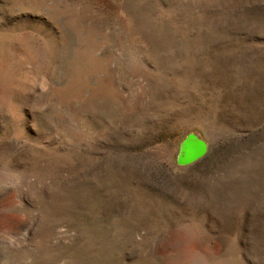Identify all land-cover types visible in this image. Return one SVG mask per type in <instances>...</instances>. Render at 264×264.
<instances>
[{"label":"rangeland","instance_id":"obj_1","mask_svg":"<svg viewBox=\"0 0 264 264\" xmlns=\"http://www.w3.org/2000/svg\"><path fill=\"white\" fill-rule=\"evenodd\" d=\"M0 264H264V0H0Z\"/></svg>","mask_w":264,"mask_h":264},{"label":"water","instance_id":"obj_2","mask_svg":"<svg viewBox=\"0 0 264 264\" xmlns=\"http://www.w3.org/2000/svg\"><path fill=\"white\" fill-rule=\"evenodd\" d=\"M207 151V145L195 135H187L179 144L176 155L178 165H190L200 160Z\"/></svg>","mask_w":264,"mask_h":264}]
</instances>
